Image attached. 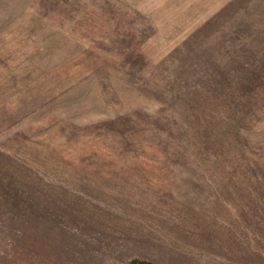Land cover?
Masks as SVG:
<instances>
[{
  "label": "rangeland",
  "instance_id": "obj_1",
  "mask_svg": "<svg viewBox=\"0 0 264 264\" xmlns=\"http://www.w3.org/2000/svg\"><path fill=\"white\" fill-rule=\"evenodd\" d=\"M264 264V0H0V264Z\"/></svg>",
  "mask_w": 264,
  "mask_h": 264
},
{
  "label": "trees",
  "instance_id": "obj_2",
  "mask_svg": "<svg viewBox=\"0 0 264 264\" xmlns=\"http://www.w3.org/2000/svg\"><path fill=\"white\" fill-rule=\"evenodd\" d=\"M110 264H159V263L141 257H133L126 262H113Z\"/></svg>",
  "mask_w": 264,
  "mask_h": 264
}]
</instances>
